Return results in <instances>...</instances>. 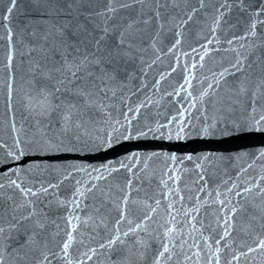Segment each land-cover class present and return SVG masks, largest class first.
Instances as JSON below:
<instances>
[{
	"label": "water",
	"instance_id": "1",
	"mask_svg": "<svg viewBox=\"0 0 264 264\" xmlns=\"http://www.w3.org/2000/svg\"><path fill=\"white\" fill-rule=\"evenodd\" d=\"M10 2L11 0H0V145L7 144L14 150L17 137L23 143L45 134L55 137L61 134V129L57 122L59 116L56 114L38 121L37 117L24 110L18 103V98L13 101L14 108L11 111L5 103L2 82L6 72L2 69L8 51L7 30L11 28L16 34L14 43L18 50L15 60L18 87L19 77L26 78L28 67L26 63H22L27 58L20 55V52L26 50L20 43V38L23 36L25 43L39 42L42 31L40 25L31 23L39 14L37 0H16V7L9 19L5 20ZM69 2L72 0H61L65 5ZM126 2L128 0H115L114 6L119 9L115 13L116 21L127 22L138 13L139 9L119 8L120 4ZM223 2L224 0H207V7L197 11L187 25L181 26V43L174 49L169 50L174 39L172 31H169L162 37L159 53L149 49L142 54L143 60L137 58L135 62L128 64L127 78L118 90V98L110 109L111 116L108 119L99 114L79 117L83 120V127L74 129L73 134L85 133L83 138L88 140L103 136L113 126L119 127L117 120L126 124L125 115L132 118L134 128L148 123L155 125L156 122L167 124L172 117L179 118L181 112L184 113L185 121H190L197 128L205 122V117L209 121L220 115L229 119L241 118L243 108L236 102L238 98L234 92L237 76L229 75L218 90H208V85L219 78L218 74L225 68H231L235 60V54L225 49L239 48L244 43L239 39L231 46L226 43L227 39L238 37L243 31L242 27L233 26L239 16L236 9L226 17L228 22L215 34L220 43L215 40L208 43L214 35L211 28L214 27L213 20L218 14L216 8ZM180 3L181 8L169 9L175 17L170 27L177 24L184 15L181 9L185 5L187 9L198 7L199 0H180ZM105 4L106 0H84L83 3L75 4L72 9L65 7L59 19L71 13L68 18L73 21L74 26L83 23L91 28L92 24L101 22L102 18L95 13L103 9ZM33 30L37 33L36 37L27 34ZM202 45L210 53L203 61L200 59L205 50ZM259 56L260 52H256L251 60ZM261 69H264V60L258 61L248 71L258 75ZM185 77L190 83L185 82ZM181 85L184 87L181 88ZM205 90L209 91L208 96L203 95ZM242 103L247 105V100ZM141 104L144 107L138 115L129 111ZM257 104L259 113L264 110V96L260 97ZM13 123L15 131L11 128ZM131 153L139 156L138 163L132 161L128 168L111 174L105 170L103 176L106 179H96L100 173L93 171L94 168L107 164L120 167L121 160L128 165L129 160L125 157ZM173 153L177 157L191 154L193 159L182 162L177 160L173 164L168 158ZM262 153L264 134L260 133L247 138L217 135L210 139L194 138L187 141L149 137L118 143L106 152L70 157V161L82 164L86 171L74 170L67 179V163L63 158L26 157L8 167L13 170L24 169L19 179L38 192L35 197L29 194L28 199L33 202L39 218L46 224L39 239L47 244L44 249L49 255L47 264H65L53 253L59 251V245L65 238L70 215L78 216L81 222L89 220L88 225L81 223L75 233L76 243L71 249L73 264L80 260L83 264H154L156 253L162 251V244H167L169 252L160 260V264H216L217 249L219 264H264V250L249 252L250 247L255 248L259 240L264 239ZM4 154L5 149L0 148V159H3ZM204 155L210 158L205 160ZM177 169L178 181L173 179L177 175ZM9 176V172L0 174V183L7 185ZM11 178L17 177L12 175ZM129 184L131 187H128ZM42 186L48 187L49 191H39ZM93 186V191L87 192L86 197L79 198V207L72 205L76 187L84 191ZM245 188L253 191L245 193ZM237 191L244 195L237 196ZM127 192L131 193L128 215L118 225L125 244H118L111 250L100 249L99 245L106 243L107 238L115 231L119 216L116 206L123 207L121 196ZM22 200L19 191L11 186L0 189V217L8 216L7 210L13 201L19 203ZM234 208L237 211L232 216ZM146 214L152 217L147 221V230L142 225L141 230L127 238L123 237V233L135 228ZM101 220L107 227H96ZM73 223L77 221L74 220ZM0 226L7 228V219H0ZM169 229L172 231L169 232ZM225 229L231 235L225 236ZM136 240H143V246L134 247L133 242ZM217 240L220 242L216 243ZM8 244L5 252L4 242L0 240V259H3L4 264H34L36 259H41L37 252L27 262L20 261L13 250L14 241H8ZM89 247L98 249L92 260L82 255ZM234 256H239L240 259L236 260Z\"/></svg>",
	"mask_w": 264,
	"mask_h": 264
},
{
	"label": "snow or ice",
	"instance_id": "2",
	"mask_svg": "<svg viewBox=\"0 0 264 264\" xmlns=\"http://www.w3.org/2000/svg\"><path fill=\"white\" fill-rule=\"evenodd\" d=\"M83 2L84 0H72L65 5L61 3V0H37L39 14L31 23L40 25L42 31L39 42L25 43L23 36L20 38V43L26 49L20 52V55L22 58H27L22 60V63H26L28 67L26 78L25 76L19 77V87L15 65L18 51L14 43L16 34L11 28L7 30L8 51L2 69L6 72V77L2 82V87L8 109L11 111L14 108L13 101L18 98V103L23 106L24 110L37 117L38 121L53 114L58 115L59 120L57 122L61 129V134L55 137H49L45 134L23 143L17 137L13 146L14 150L7 144L0 145V148L5 149L4 157L0 159V174L10 173L8 184L0 183V189L11 186L18 190L23 197L19 203L13 201L7 210V217H0V219H7L8 222L7 228L0 226V240L4 242L5 252L9 247L8 241H14L13 250L19 260L24 262H27L30 257L34 258L37 252H39L41 259H36L34 264H47L49 261V255L44 250L47 248V244L39 239L46 228V224L39 218L33 202L28 199L29 194L35 197L38 192L33 191L31 187L26 186L24 181L19 179L20 173L24 169L16 168L13 170L8 166L26 157L63 158L67 163V175L65 176L67 179L74 170L86 171L82 164L70 161V157L106 152L114 145L124 141L149 137L169 141H187L194 138L210 139L217 135L247 138L256 133L264 134V110L257 112V101L264 96V69H261L258 75L248 71L258 61L264 60V0H224L216 8L218 14L214 17V27L211 28L214 35L213 39L208 41L209 44L213 43V40L220 43L215 34L223 24L228 22L226 17L233 9H236L239 16L233 26L242 27L243 31L238 37L227 39L226 43L231 46L236 39L244 43L239 48L225 49V51H231L235 54V60L231 68H225L218 74L219 78L208 85V90L213 88L218 90L229 75L237 76L234 92L238 98L236 102L241 104L243 108L244 114L241 118L229 119L220 115L214 116L209 121L208 117H205V122L197 128L190 121L186 122L184 113L181 112L179 118L172 117V120L167 124L156 122L155 125L148 123L142 127L134 128L132 118L125 115L126 124L117 120L116 124H119V127L113 126L103 136L88 140L83 138L85 133L73 134L74 129L83 127V120L79 117L99 114L108 119L111 116L110 109L114 107L118 98V90L127 78V65L135 62L137 58L143 60L142 54L149 49L154 53H159L162 37L169 31H172L174 37L169 50L174 49L181 43L183 35L181 26L187 25L197 11L207 7V0H199L198 7L193 6L190 9H187V5H185L184 9H181L184 11V15L180 17L177 24L171 27V21L175 17L171 15L169 9L181 8L180 0H128V2L120 4L119 8L139 9V11L127 22L116 21L115 13L119 9L114 6L115 0H106L103 9L95 13L96 16L102 18L101 22L92 24L91 28L88 24L83 23L74 26L73 21L68 18L71 13L66 14L63 19H59L65 7L72 9L75 4ZM15 7L16 0H11L10 6L6 10L8 15L4 17L5 20L9 19ZM27 34L32 37L37 36L35 30ZM202 47L205 50L200 56L201 61L210 54L206 46L202 45ZM240 49H244V51ZM215 51H220V49H215ZM256 52H260V56L251 60ZM157 58H159L158 55ZM185 82L190 83L187 77H185ZM183 87L181 85V88ZM208 90L203 92L204 96L209 95ZM244 100H247V105L242 103ZM142 107H144L143 104L134 110L129 109V111H134L138 115ZM173 122H175V126H173ZM11 128L13 131L16 130L14 123ZM153 155L159 154L153 153ZM168 158L175 164L177 160L181 162L185 159L191 161L193 156L187 154L184 157H177L173 153ZM209 158L208 155L203 156L205 160ZM125 159L129 160L128 165H125L124 161L121 160L119 162L120 167L107 164L101 168H94L93 171L100 173L96 179H106L103 176L105 170L111 174L120 171L122 168H128L132 161L139 162V156L136 153H131ZM36 166L39 167V165ZM176 171L177 175L173 179L178 181L179 170ZM12 175L17 178L12 179ZM51 187H58V185H51ZM128 187L131 185L129 184ZM94 188L95 186L82 191L80 187H76L71 201L72 205L79 207V198L86 197L87 192L93 191ZM39 191L47 193L49 188L42 186ZM252 191L251 188L244 189L245 193ZM236 195L243 196L244 193L237 191ZM130 196V192L123 193L121 196L123 207L116 206L119 216L116 220L115 231L107 238L106 243L99 245L100 249L108 248L111 250L118 244H125V240L121 238L118 225L127 218ZM220 203L222 204L223 201ZM236 211L235 208L232 210V216L236 215ZM17 213L20 214L17 215ZM151 218V215L146 214L144 219L136 224L135 228L131 229L130 232H124L123 237L127 238L130 234L141 230L142 225L146 231L147 221ZM74 220L77 223H73ZM81 223L88 225L89 220L81 222L78 216L70 215L67 219L69 228L65 232V238L59 245V251L53 253L65 264H73L71 249L76 243L75 233L79 230ZM227 223L228 220L226 219L225 224ZM96 227L102 228L107 227V225L101 220ZM171 231L172 229H169V232ZM13 233L16 235L14 236ZM224 235L228 236L231 233L225 229ZM219 242V240L216 241V243ZM143 243V240H136L133 242V246H143ZM161 247L162 251H158L155 255L154 264H160V260L169 252L167 244H162ZM259 250H264V239L259 240L255 248H249V252ZM97 251V248L89 247L82 255L88 260H92ZM216 252V264H219V249ZM233 258L240 259L239 256ZM0 264H4L3 259H0ZM77 264H83V261L80 260Z\"/></svg>",
	"mask_w": 264,
	"mask_h": 264
}]
</instances>
